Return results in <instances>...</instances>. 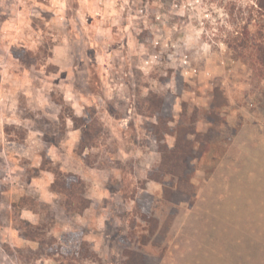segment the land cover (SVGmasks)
<instances>
[{
  "label": "rangeland",
  "instance_id": "1",
  "mask_svg": "<svg viewBox=\"0 0 264 264\" xmlns=\"http://www.w3.org/2000/svg\"><path fill=\"white\" fill-rule=\"evenodd\" d=\"M259 123V0H0V264H264V219L203 212L264 198Z\"/></svg>",
  "mask_w": 264,
  "mask_h": 264
},
{
  "label": "crops",
  "instance_id": "2",
  "mask_svg": "<svg viewBox=\"0 0 264 264\" xmlns=\"http://www.w3.org/2000/svg\"><path fill=\"white\" fill-rule=\"evenodd\" d=\"M258 127V131H257V135L256 137H254V140H257L258 143L255 145L257 146L256 149L259 150H252V153H248L246 152V154H248V157L246 159V161L244 162L246 165L243 166H238L235 169L237 170H244V171H260L261 173L264 172V124L263 123H259L257 124ZM256 132V131H254ZM259 137V138H258ZM261 139V142H259V140ZM254 147V146H253ZM259 175L257 174L256 176L254 175H249V179L252 181V179L254 177H257L258 179L260 177H258ZM264 176V175H263ZM254 184H250V188H253ZM206 199V198H205ZM217 200V201H216ZM227 201V202H226ZM215 204H218V208L216 210H207V211H203L206 212L208 215V217L210 219H213L214 217H218L219 219H240L239 217H237L238 212H247V213H251L253 212V215H250V218H259V219H264V198H216L215 199ZM230 204V213L231 215H228L227 212L225 211V208L227 207H223V204ZM232 204H234V206H232ZM212 209V208H211ZM232 209V210H231ZM241 210V211H238ZM213 211V212H212ZM203 213V218L204 216L207 217V214ZM257 213L258 215L254 216V214ZM240 216V215H239ZM237 225V224H236ZM214 231V228H212ZM219 229L218 232L220 234H227V225H225V227H223V225ZM246 231V242H252L255 240L254 237L252 236H258L260 233L262 232H258V230L255 229V226H251V225H247L245 227H243L242 230H240V232L242 233L243 231ZM206 230H204L205 232ZM209 233L211 232V229L208 230ZM203 232V233H204ZM235 235H237L239 233V231H234L233 232ZM229 236V234H227ZM226 235V236H227ZM250 238H249V237ZM250 239V240H249ZM257 250H264V246H258V248H256Z\"/></svg>",
  "mask_w": 264,
  "mask_h": 264
},
{
  "label": "trees",
  "instance_id": "3",
  "mask_svg": "<svg viewBox=\"0 0 264 264\" xmlns=\"http://www.w3.org/2000/svg\"><path fill=\"white\" fill-rule=\"evenodd\" d=\"M259 5H260V8L264 10V0H259ZM153 105H154V103H153ZM158 121L160 122L159 119H158ZM189 133L190 134H194L195 131L191 130L187 134L186 133L182 134L180 141L182 142V144L184 146L181 147V146H179V143H178L174 148L170 149L169 151L168 150L166 151V152H169V155L167 157H163L162 158V162H163L164 166H166V167L163 168L162 171H165L166 174H170L173 177H177L179 179H182V178L185 177L186 174H184V173L187 170L185 169L181 174H177L178 172H176V169H177V168H175L176 166L174 168H172L170 166V163L171 162L180 163L181 160H182L184 167H188V164L190 166V162H191V159H192V151H193L194 147L190 148V145H192V141L189 138H187ZM186 148H187V151L184 150ZM182 151H183V153H182ZM179 173H180V170H179ZM51 187L53 189L55 187V183ZM179 190H181V189H179ZM166 199L170 203H177V202H173V201H175V200H173V198H166ZM69 205L71 206V204H69ZM87 207L88 206H86L85 209ZM83 210H84V206L83 205H82V209H80V211L77 208L78 213H82ZM23 225L24 226H22V228L26 229L25 232H24V237L26 239L31 240V241H35V240L41 238V236L43 235V232L37 231V230L40 229V227H36V226H34V225L30 224V223H25V222L23 223ZM125 253L127 255L130 252H128L126 250ZM140 257L142 258L141 261L144 263V258H146V257L145 256H140Z\"/></svg>",
  "mask_w": 264,
  "mask_h": 264
},
{
  "label": "built area",
  "instance_id": "4",
  "mask_svg": "<svg viewBox=\"0 0 264 264\" xmlns=\"http://www.w3.org/2000/svg\"><path fill=\"white\" fill-rule=\"evenodd\" d=\"M184 68H187V73H189L190 71L193 72L194 74H198L199 70L197 68H191V66H189L187 60H184ZM206 75H209V72H205Z\"/></svg>",
  "mask_w": 264,
  "mask_h": 264
}]
</instances>
